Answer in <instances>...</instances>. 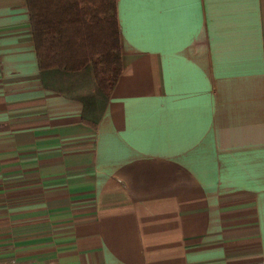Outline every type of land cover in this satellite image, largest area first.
I'll return each instance as SVG.
<instances>
[{
	"label": "crops",
	"instance_id": "1",
	"mask_svg": "<svg viewBox=\"0 0 264 264\" xmlns=\"http://www.w3.org/2000/svg\"><path fill=\"white\" fill-rule=\"evenodd\" d=\"M116 12L92 127L43 85L26 0H0V264H264V0Z\"/></svg>",
	"mask_w": 264,
	"mask_h": 264
},
{
	"label": "trees",
	"instance_id": "2",
	"mask_svg": "<svg viewBox=\"0 0 264 264\" xmlns=\"http://www.w3.org/2000/svg\"><path fill=\"white\" fill-rule=\"evenodd\" d=\"M26 6L45 87L78 90L91 66L94 92L75 93L82 121L95 127L121 72L116 0H26Z\"/></svg>",
	"mask_w": 264,
	"mask_h": 264
},
{
	"label": "rangeland",
	"instance_id": "3",
	"mask_svg": "<svg viewBox=\"0 0 264 264\" xmlns=\"http://www.w3.org/2000/svg\"><path fill=\"white\" fill-rule=\"evenodd\" d=\"M89 69L91 71V78L89 80L88 74H87V81H86V86H81L78 88V90H74L76 93H78L79 95L83 94V93H90V92H94V89L96 87L95 81H94V77L92 74V69L91 66H89ZM83 87V88H82Z\"/></svg>",
	"mask_w": 264,
	"mask_h": 264
}]
</instances>
